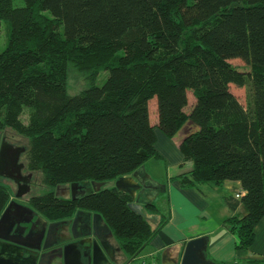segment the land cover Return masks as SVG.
I'll return each mask as SVG.
<instances>
[{"label": "trees", "instance_id": "trees-1", "mask_svg": "<svg viewBox=\"0 0 264 264\" xmlns=\"http://www.w3.org/2000/svg\"><path fill=\"white\" fill-rule=\"evenodd\" d=\"M23 2L0 0V129L29 139L27 166L45 184L31 204L52 220L99 213L128 257L138 256L168 217L153 229L115 186L77 199L55 189L129 175L159 156L156 129L173 137L192 121L197 129L181 150L193 168L177 178L197 189L239 182L241 197L225 199L244 212L225 223L237 247L250 248L264 216V0ZM70 62L91 76L76 94L68 92ZM103 70L109 76L98 85ZM231 84L248 88L245 105ZM10 199L0 181V216ZM147 209L160 211L155 202Z\"/></svg>", "mask_w": 264, "mask_h": 264}, {"label": "crops", "instance_id": "crops-1", "mask_svg": "<svg viewBox=\"0 0 264 264\" xmlns=\"http://www.w3.org/2000/svg\"><path fill=\"white\" fill-rule=\"evenodd\" d=\"M196 129L197 125L192 121H188L173 137H167L156 129L155 146L159 156L142 165V175L153 180V188L147 192L146 201L155 202L160 211H148L147 204L144 211L149 215L147 219L153 229L159 224L162 214L169 220L130 264H150L159 259L165 247L197 237L206 239L208 257L220 264H264V216L256 226L254 243L248 249L237 247L238 238L225 223L227 217L244 212L241 205L231 209L225 199L242 190L239 182L227 180L220 186L204 184L197 189L183 186L177 178L193 168V162L186 159L181 150V143ZM57 195L70 198L71 188L67 194L58 192ZM159 195L163 196L166 204L158 202ZM79 211L87 223L92 220L93 212ZM123 252L117 251L116 259L127 264L129 257Z\"/></svg>", "mask_w": 264, "mask_h": 264}, {"label": "water", "instance_id": "water-1", "mask_svg": "<svg viewBox=\"0 0 264 264\" xmlns=\"http://www.w3.org/2000/svg\"><path fill=\"white\" fill-rule=\"evenodd\" d=\"M25 151V147L14 146L4 140L0 144V177H8L19 184L22 180L21 178H25L23 181L27 189L21 191L19 187L16 197H20L30 190L28 182L32 174H28L27 177H20L25 165L20 161V157ZM142 170L143 168L141 166L129 175L121 176L111 181H91L89 187L86 184L73 182L70 184V197L77 199L90 191L96 192L115 186L118 190L131 196L132 201L130 202V207L134 211L148 218L149 215L145 213L144 209L146 208L145 205L150 203L146 201V197L148 196L147 192L153 188V180L148 176L144 177ZM59 188L60 186L57 187L56 194H58ZM18 207H20V203L11 200L0 216V264H47L54 251L60 252L63 264L122 263L113 259L110 245L106 241L80 240L77 243L75 241H66L67 239L65 238L56 242L50 241V229L56 223H49V227L47 228L48 222L44 221V227L36 232V234H32L33 227L29 229L28 233H25L26 227H23L20 232L19 228L15 227L16 223L13 220ZM101 221H103L102 216L99 213H93L92 227L95 235H98L97 230L101 228ZM103 223L105 222L103 221ZM3 230L5 234H1ZM109 232L113 234L111 230ZM32 239L34 241L30 242ZM4 241L8 243L6 244L9 247H6L5 250H3L4 247L1 244ZM206 249L207 245L204 237H197L187 242L176 243L164 248L156 264H213L206 259ZM118 250L123 252L120 245H118ZM5 253L8 257L21 258V260L28 262H5L2 257V254ZM133 260V258L129 259L127 264L133 263Z\"/></svg>", "mask_w": 264, "mask_h": 264}, {"label": "flooded vegetation", "instance_id": "flooded-vegetation-1", "mask_svg": "<svg viewBox=\"0 0 264 264\" xmlns=\"http://www.w3.org/2000/svg\"><path fill=\"white\" fill-rule=\"evenodd\" d=\"M0 144H1V142H0ZM28 174H30V173H24V171L22 170V172H21L22 176L20 175V177H27ZM2 177H4V176H2ZM21 179L22 180H21L20 184L16 183L13 179H11L12 181H14L16 183L17 191H18L19 187H20L21 191L27 189V186L24 184V181H23L25 178H21ZM31 184H32V177L30 178V181L28 182V186H29L30 190L20 197H16V193H17V191H16L15 195L13 197H11V199L9 200V202L11 200H15V201L20 203V207H18L16 209V214L13 217V220L16 223L15 227H18L20 232L22 231L23 227H26L25 233H28L29 229L31 227H33L32 228V234H36V232H38L39 230L42 229V227H44V225H45L44 221L48 222L47 228L49 227V223H56V224H53L51 229H50L51 230V235L49 238L50 241L56 242V241L63 239V238L67 239L66 241H75L77 243L80 240H84V241L85 240L86 241H100V240L106 241V243H108L110 245V251L112 252L113 259L115 261H117L116 255H118L117 251H119L118 250L119 243L117 242V239H116L114 233L111 234L109 232L111 229L107 226L106 223H103L104 219H103V221L100 222L101 228H99L97 230L98 235L94 234L93 227H92V220L87 223L84 220L83 214L80 213L79 210L71 217L56 219V220L49 219V218L45 217L44 215H42L31 204L30 198L33 194L28 195V193L32 190ZM86 186L89 187L90 184L86 183ZM69 188H71L70 184L60 185L59 194H62V195L67 194ZM62 198H65V197H62ZM31 209H33V211H31ZM1 234H5L4 230L1 231ZM33 241H34L33 239L30 240V242H33ZM6 243H7L6 241L1 243L4 247L3 250H5L6 247L9 248L7 246L8 243L7 244ZM2 257H3L5 262L8 261L9 263L10 262H16V263H22V262L27 263L28 262L25 260H21V258L8 257L6 255V253L2 254ZM135 258L136 257L133 258L134 259L133 261H135ZM47 264H63V259L60 257V252L54 251L53 254L50 256ZM111 264H115V263L111 262Z\"/></svg>", "mask_w": 264, "mask_h": 264}, {"label": "rangeland", "instance_id": "rangeland-1", "mask_svg": "<svg viewBox=\"0 0 264 264\" xmlns=\"http://www.w3.org/2000/svg\"><path fill=\"white\" fill-rule=\"evenodd\" d=\"M14 4L22 5L24 4V2L23 0H14ZM0 48L1 49L5 48L4 29H2L0 33ZM231 63L241 68H248V66H246V63L242 59H239V58L232 59ZM108 76H109L108 70L101 71L98 75L96 83L98 85H102L105 82V80L108 78ZM90 78H89L88 72L81 71L72 62H70L68 66V83H67L69 94H76L80 92L81 90L85 89L87 86H89L91 82ZM231 90L237 96V98L245 105L246 100H247L248 88L245 86L239 87L235 84H231ZM189 96L191 100L194 98L193 93L191 91H189ZM157 107H158L157 98L154 97L149 102L150 119L152 123H155L156 120H158V108ZM187 109L189 110L190 106H188ZM3 140L8 143H11L14 146H23L26 148V150L29 145V139L26 136L20 135V133L12 130L11 128L0 129V142L2 143ZM20 161L25 164L24 168L22 169L24 173L32 174V184H31L32 190L28 193V195L29 194L32 195L37 192L38 193L43 192L45 190V184H43V181H42L43 175L40 172H33L29 169V167L27 166L26 151L22 153L20 157ZM0 181L5 183L9 187V189L11 190V197H13L17 191L16 183L12 181L10 178L5 177V176L0 177ZM57 187L55 190H57ZM158 197H161V195H159ZM162 197L158 198V202L162 204L163 203L166 204V200H164Z\"/></svg>", "mask_w": 264, "mask_h": 264}, {"label": "built area", "instance_id": "built-area-1", "mask_svg": "<svg viewBox=\"0 0 264 264\" xmlns=\"http://www.w3.org/2000/svg\"><path fill=\"white\" fill-rule=\"evenodd\" d=\"M242 194H243V191H239L236 193V197H241ZM144 264H145V262H144ZM150 264H156V261H153Z\"/></svg>", "mask_w": 264, "mask_h": 264}]
</instances>
